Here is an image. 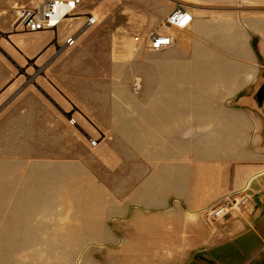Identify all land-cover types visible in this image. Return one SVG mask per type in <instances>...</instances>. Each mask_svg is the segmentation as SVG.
<instances>
[{
	"label": "rangeland",
	"instance_id": "rangeland-1",
	"mask_svg": "<svg viewBox=\"0 0 264 264\" xmlns=\"http://www.w3.org/2000/svg\"><path fill=\"white\" fill-rule=\"evenodd\" d=\"M83 1L82 13H92L97 24L81 33L84 24L74 27L80 16L66 22L64 31L48 34L46 40L55 45L63 33L69 36L78 31L79 38L90 35L95 39L87 47L86 64L95 63L102 82L119 85L120 101L125 103L119 108L124 125L121 130L131 134L134 126L142 135L136 139V147L141 149L146 135L152 149L150 164L167 165V178L162 187L153 183L147 189L140 185L129 189L128 182L119 179L122 162L116 142L114 149H102L106 162L98 165L95 158L102 156H88L80 147L83 155L43 154L52 151L43 135H0V264H144V260L145 264H165L168 258L172 260L167 264H214L211 257L218 264H246L261 249L259 242L254 243L256 249L242 251L227 246L214 253L194 254L190 248L184 252L187 258L183 263L173 248L192 244L188 239L193 237L133 232L130 224L134 218L163 217L176 229V220L167 215L181 211L197 212L204 226L216 223L223 227L225 218L243 211L247 202L243 193L231 194L209 207H193L197 187L191 165L206 163L213 152L227 150L228 145L238 149V141H228L224 135L235 132L232 127H238L242 112L263 106L258 93L264 88V34L250 44L245 29L222 22L209 24L205 15L206 21L193 29L191 25L178 30L181 41L154 52L150 50L153 33L148 40L139 39L135 29V24L145 21L141 17L148 16L139 12L136 0ZM17 2L31 4V0L14 1L10 7L13 16ZM247 51L254 52V59L245 58ZM126 84L135 98H127L123 92ZM69 123L79 125L72 115ZM161 133L166 144L159 147L155 142ZM78 136L85 137L93 149L108 139L90 132ZM160 148H167L166 155L163 149L159 153ZM88 159H92L90 164ZM127 170L121 174L126 179ZM128 196L137 202L122 203ZM224 206L228 207L227 214L215 217L214 212ZM183 224L186 233L197 227L196 220ZM196 238L199 244L208 236ZM133 254L136 258L130 261Z\"/></svg>",
	"mask_w": 264,
	"mask_h": 264
},
{
	"label": "crops",
	"instance_id": "crops-1",
	"mask_svg": "<svg viewBox=\"0 0 264 264\" xmlns=\"http://www.w3.org/2000/svg\"><path fill=\"white\" fill-rule=\"evenodd\" d=\"M14 1L0 0V135H43L49 141L48 147L52 148V151L43 154L62 157L83 155L78 147L83 148L88 156L92 153L101 155L103 148L114 149L113 142H116L118 155L121 156L119 162H122L119 164V179L126 180L129 189H134L135 185L147 189L153 183L162 187L168 168L160 163L150 164L152 149L146 135L143 136L145 146L141 149L136 147V139L142 135L135 132L134 126H131L134 130L131 134L121 130L124 125L119 108L122 104V109L125 103L123 99L120 101L119 85L102 82L98 78L101 71L95 67V63L91 66L86 64L89 56L87 47L95 39L90 35H82L75 47L63 50L57 56L56 53L71 35L65 36L63 33L60 42L51 45L52 41L46 40V36L53 32L31 34L15 31L14 16L10 13ZM134 4L139 12L148 14L141 17L145 19L143 23L134 25L140 34L139 39L143 37L148 40L152 33L159 32L172 36L175 43L181 41L182 34L178 30L164 25L167 16L178 7H184L192 14L191 29L206 21L207 15L209 24L222 22L227 27L245 29V38L250 44L258 35L264 34V0H136ZM76 20H79L74 24L76 28L86 21L83 17ZM58 31L64 30L60 27ZM253 53L247 51L245 58L254 59ZM123 92H126L127 98H135L130 93V85L126 84ZM71 115L80 126L70 125ZM239 117L238 127H232L235 132L230 130L229 136L224 135L228 141L237 140L238 149L228 145L227 150L213 152L206 163L191 165L192 180L195 179L197 187L192 206L209 207L231 194L243 193L247 200L243 211L225 218L223 227L216 223L204 226L197 212H167V218L176 220V229L158 216L156 219L134 218L130 224L131 231L176 236L182 234L184 237L190 235L193 238L188 241L191 240L192 244H177L176 248H169L176 250L179 254L176 258H181L183 263L187 258L184 252L190 248V253L194 254L214 253L227 246L242 251L248 247L256 249L257 244L254 243L259 242L261 249L246 264H264V102L262 107L257 106L254 111L246 110ZM146 128L150 135L148 122L145 123ZM89 132L91 135L104 134L108 137L103 140L101 149H93L85 137L78 136L89 135ZM162 136V133L158 135L156 146L166 144ZM162 149H158L160 154ZM166 153L167 148L163 149V155ZM86 162L90 164L92 159ZM103 162H106L103 156L94 161L98 165H103ZM125 169L129 172L127 179L121 175L126 172ZM159 177L160 181L155 180ZM165 185L167 189L166 180ZM135 202L137 200L132 196L122 201L127 204ZM187 220L197 221V227L191 228V233L182 231L183 223ZM203 235L208 238L197 244L196 237ZM185 240L182 238V241ZM133 258H136L134 254L129 257L130 261ZM211 258L214 264H218L215 257ZM169 260L172 259L168 258L165 264ZM142 262L146 263L145 260Z\"/></svg>",
	"mask_w": 264,
	"mask_h": 264
},
{
	"label": "built area",
	"instance_id": "built-area-1",
	"mask_svg": "<svg viewBox=\"0 0 264 264\" xmlns=\"http://www.w3.org/2000/svg\"><path fill=\"white\" fill-rule=\"evenodd\" d=\"M30 3L29 6L20 2L14 4L13 29L15 31L22 33L57 32L66 22L81 16L86 20L80 31L82 33L98 22L97 17L92 13H82L83 0H31ZM192 21V14L185 8L178 7L167 16L165 25L176 30H186ZM80 34L78 31L69 36L60 49L67 50L75 47ZM173 43L172 36L153 33L150 37V50L160 52L171 47ZM74 122L75 120L71 119V123ZM227 211L228 207H221L214 212L215 217L225 216Z\"/></svg>",
	"mask_w": 264,
	"mask_h": 264
},
{
	"label": "water",
	"instance_id": "water-1",
	"mask_svg": "<svg viewBox=\"0 0 264 264\" xmlns=\"http://www.w3.org/2000/svg\"><path fill=\"white\" fill-rule=\"evenodd\" d=\"M258 101L260 103L264 102V88H262L258 93Z\"/></svg>",
	"mask_w": 264,
	"mask_h": 264
},
{
	"label": "bare ground",
	"instance_id": "bare-ground-1",
	"mask_svg": "<svg viewBox=\"0 0 264 264\" xmlns=\"http://www.w3.org/2000/svg\"><path fill=\"white\" fill-rule=\"evenodd\" d=\"M74 20V19H73Z\"/></svg>",
	"mask_w": 264,
	"mask_h": 264
}]
</instances>
